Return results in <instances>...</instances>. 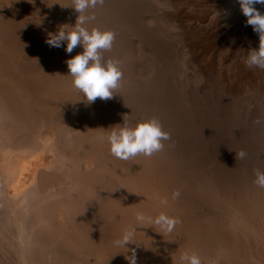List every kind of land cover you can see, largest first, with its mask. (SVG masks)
I'll return each mask as SVG.
<instances>
[{
  "label": "bare ground",
  "instance_id": "1",
  "mask_svg": "<svg viewBox=\"0 0 264 264\" xmlns=\"http://www.w3.org/2000/svg\"><path fill=\"white\" fill-rule=\"evenodd\" d=\"M140 1H117L122 5L120 12L112 10L113 17L109 16L110 20L106 17L105 21L102 19L100 23L104 22V24H101L100 28L108 30L106 23L109 25L111 21L118 22L117 20L122 18L120 16L122 11H130L137 4L140 6ZM148 1L145 0L142 6L148 5ZM71 3L72 0H0V264H128L125 256L131 255L132 249L136 250L137 264H180V255L185 251L195 253L200 257L202 264H207L206 251H214L217 253L215 255L226 256L225 253L235 249L234 245L237 244L232 242L233 245L227 242L229 239L225 240L229 235L223 239L224 236L218 234L223 221L217 216L220 214L219 212L210 214V209L213 208H220L219 211H223L222 214L226 211L233 212L235 214L233 224H239L237 226H241L249 238L253 237L255 242H250L251 239H248L249 243L255 244L264 257V188L257 187L254 178L253 180L245 178L249 172L245 173L244 177L242 171H238L235 165L236 170L234 168L232 171L227 168L228 171H223L219 176L202 182L205 177L208 178L206 169L201 171L203 168L200 166L203 162L194 160L193 154L190 155V152L188 155L187 148L180 139H177L176 142L170 141L172 138L165 141L164 149L151 157L138 155L124 161L110 154V146L105 137L113 127H122L124 123L135 125L152 118L159 120L158 117H161V114L171 113L173 116V113L179 110H177L178 108L172 109V106L160 108L155 103L160 99L154 102V98L159 97L161 92L172 89L165 85L166 88H163L162 91L159 88H153L154 85L150 81L147 82L155 68L153 67L155 54L151 51L152 44L149 42L151 45L149 46L146 43V31L139 33L137 41H133L132 38L134 44L129 41L127 48L121 47V52L119 49H117L118 51L112 49L103 53L105 60L109 58L119 61L118 67L122 71L123 77L112 99L107 101L97 99L89 105L82 94L73 87L72 77L69 75L65 63L66 60L81 53L83 49L77 47L71 54H68L64 47L53 50L45 43L48 38L44 35L48 33L56 34L61 28L67 31L73 30L78 13L70 6ZM109 4L105 0L103 7L88 10L86 14L94 11L96 16L94 21L86 25L89 31L97 28H89L88 25L91 23L94 25L93 22L99 20ZM138 17L137 19L140 20L141 17ZM145 19L143 17L141 20ZM147 19H153L156 22L155 17L150 16ZM172 19L169 21L166 17H161L159 21L161 25L167 24V26L174 27ZM133 22L134 20H132V24ZM140 27H142L140 22L134 27L132 26L134 31ZM123 29L121 27V30L116 29L113 32L116 33V36H120L119 33H123ZM134 34L137 35L136 31L133 32ZM114 48L116 47L114 46ZM162 57L164 59L161 62L166 64L170 59V53L166 51ZM162 57L160 56V60ZM137 58L140 62L142 59V62L135 66L133 63H136L135 59ZM130 65L135 67L132 66L133 68L130 69ZM210 69L207 64L205 73L203 71L196 72L195 80L205 78L207 74L212 76L213 71L209 72ZM251 74L253 82L255 80ZM247 79L243 81L242 86H253ZM141 81L143 84H146L145 82L147 84L143 86ZM204 86L206 85L204 84ZM234 86H238L237 82ZM192 89L194 88L192 87ZM177 94L179 92L174 96ZM234 94L233 91L226 94L224 92L216 106L222 108L224 100H229L225 98V95L231 96L232 99ZM169 97L173 98L172 95ZM168 101H164L165 105L169 104ZM190 101L192 102V100ZM235 103L236 101L232 99L230 105L231 108L236 107L237 110V106L240 104L236 106ZM168 119L172 126V118ZM160 123L164 131L170 133L171 137L175 136V130L172 129L176 123L172 129L170 126V129L166 127L165 122ZM240 123L232 119V122L229 121L228 124L232 129L235 126L233 129L235 130ZM240 125L242 126V124ZM248 126L243 127L251 130V141L255 142V144L250 142L248 149L252 152L260 150L262 144H259L261 141L258 140V129H256L258 125L248 123ZM258 127L260 128V126ZM251 137L246 138L250 139ZM239 140L237 139L235 142L239 143ZM246 142L244 143L246 144ZM203 143L201 142L204 147ZM175 146H179L177 151L173 150ZM257 155L259 156V154ZM138 160L144 162L140 167L139 164L137 165ZM135 161L137 162L134 165L138 167L133 166L132 163ZM263 165L264 161L260 168L258 167L259 170L264 171ZM132 168L136 170V173L139 171V178L134 183L138 189L132 183L133 181L131 182L134 179H131V176L135 171ZM156 173L160 174L161 178L159 176L157 178L160 179L162 187L168 185L170 188L168 193L166 190L168 186L164 187V190L167 191V194L163 192L165 193L164 197L172 204H168L171 207L167 205L168 210H165L164 214L169 217H178L181 221L178 224L179 227L171 233L165 232L158 225L151 223L149 219L138 223L136 221L137 212H142L146 218L152 220L160 213L154 211L152 214L150 209L141 208L138 203L139 199H137L138 204L130 202L135 196V188L137 191L141 188L140 191L144 193V188L148 187L147 184H150V180L152 182L151 177H155ZM113 180L119 181V183L114 185ZM111 188H118L120 192H123L122 203L117 201L121 206L118 203L117 208L113 204V197H110V193L113 192V190L111 192ZM154 189L150 188L152 191ZM175 189L180 190L181 196L178 200L173 201L171 193ZM146 192L144 197L143 193H140L143 199ZM98 194H102V197H98ZM105 194L109 197L106 198ZM140 194L136 196L139 198ZM141 196L140 199H142ZM153 197L155 201L158 199L156 196ZM145 201L146 198L143 202L145 203ZM158 201L160 202V199ZM158 201L156 204H159ZM148 202L146 203L148 204ZM167 207L164 206L162 209ZM199 210L202 211L197 213ZM232 215L231 217H233ZM198 216L201 217L198 218ZM218 222L221 223L218 224ZM130 228L134 230V240L137 242L144 239V242H141L140 246L131 243L128 249L116 246L115 241L120 239L124 231ZM166 235H169L172 243L170 240L168 241ZM142 236H146L147 240ZM251 245L248 244V247L250 248ZM147 248L150 250L148 251ZM166 250L167 252L171 250L172 257L168 255L171 257L168 260L163 257ZM231 251L230 253H232ZM167 252L165 256L170 253ZM257 252L254 253V256L255 254L257 256ZM261 255L260 257H262ZM232 261L235 264L238 260L234 258ZM241 263L239 261V264Z\"/></svg>",
  "mask_w": 264,
  "mask_h": 264
},
{
  "label": "rangeland",
  "instance_id": "2",
  "mask_svg": "<svg viewBox=\"0 0 264 264\" xmlns=\"http://www.w3.org/2000/svg\"><path fill=\"white\" fill-rule=\"evenodd\" d=\"M106 1L109 2L110 4L108 7L105 8V11H104L105 15L103 14L101 16L102 18L100 17L99 20L93 22L94 25H92V23H91V25H88L89 28L97 27V29L99 28L103 31L104 29L100 28V25L104 24V22L100 23V21L102 19H103L102 21H105L106 17H108L107 19L110 20L109 16H111L110 18L113 17L112 16V10L113 11L119 10V12H120V7L122 5L119 4L120 2H117L120 0H106ZM144 1L145 0H141L140 6H138V4H137L136 7H134V9L132 8L133 10L131 9L130 11H128V10L124 9L126 12L125 11L121 12L120 16L122 18H119L117 20L119 23L111 21V23L109 24L111 26L107 25V23L105 24L107 26L108 30L110 29L111 31H115L116 29L121 30V27L124 28L123 29L124 34L119 33L120 36H116V38H115L116 42L120 41V40H122V41L124 40V41L119 42L121 44H119L118 42L116 43L114 41V45H113L112 49H115V51H118L117 49H119L121 52V47H126L127 43L129 41H132V38H133V41H137V39L139 38V33H141V31H142V33H144V31L147 32V35H145L146 36V43L148 45H149V42L152 44L153 49L151 51H153V53L155 54V60H156V63L154 60V66L153 67H155V68H154L153 74L149 75L147 82L150 81V83H152L154 85L153 88L154 87L159 88L162 91H163V88L167 87V85L170 86L172 89L169 91L161 92L162 96L160 95L159 97H155L154 102L156 100L160 99L158 102L157 101L155 102L160 108L161 107L169 108L172 106V109L176 110L178 108L177 110H179L178 112L174 111L175 113H173L174 114L173 116L171 113L161 114L160 115L161 117H158L160 120L159 122H165V126L167 124L166 127L170 126L171 129H172L174 123H176V125H174V127L172 129L173 131L175 130V134H174L175 136L174 137L172 136L171 137L172 139L170 141L173 140V142H176L177 139H180L182 144H184L186 146V148H187L186 152H188V155L190 152V155L193 154L194 160L201 161L200 163L203 162V164L200 166L203 168L201 171L203 172L206 169V173H207L208 178L205 177L202 180V182H204V181L206 182L207 179L210 180L211 178H213L215 176H219L221 173H223V171L224 172L228 171V170L234 171L233 169L236 166H237L236 168H238L237 169L238 171H240V172L242 171L241 173L243 174L242 176H244V177L249 172L247 174V176L245 177L246 179H250V180H253V178L256 179L255 170L258 167L260 168V165L264 161V154H263L264 148H262V147H264V133H263L264 132V130H263L264 129V69H263V71H262V69L255 68V67L252 69H248L244 64V60L247 58L249 48H258L259 36L255 32H253L251 26H246V17L242 14L239 0H236V1L235 0H163V1L162 0H149L148 5H145L143 7L142 3L144 5V3H145ZM114 2H116L118 4H116ZM113 4H115V6H113ZM255 7L261 13H264V5L257 4V5H255ZM110 13H111V15H109ZM136 14L137 15L139 14L138 15L139 17ZM136 16L138 18H140L141 16L142 17L139 20V19H137ZM150 16L155 17L156 22L153 19L148 20L147 18ZM167 16L170 18H168ZM143 17L146 18L145 19L146 22H145V20L144 21L141 20V19H143ZM161 17H166L167 19H169V21L171 18H173L172 21H173L174 27H176V28L171 27V26H167V24L161 25L160 24L161 22L159 21V18H161ZM132 20H134L133 24H132ZM138 22L142 23V27H140V29H137L138 31L135 29L137 35L136 34L133 35V32L135 33V31L132 28V26L134 27V25L137 24ZM96 23H97V26H96ZM98 23H100V24H98ZM125 31L128 33L127 34L128 36L126 35ZM49 35H52V33H50V34L48 33V34L44 35V37L49 38ZM124 36H125V38H124ZM133 41H132V43H133ZM123 45H125V46H123ZM114 46L116 48H114ZM118 46H120V47H118ZM133 46L130 48L132 49ZM149 46H151V45H149ZM52 49L55 50L54 47H52ZM166 51L168 53H170V59H168L166 64H163L161 61H163L164 57H162V56L166 54ZM160 56L162 57L161 60H160ZM107 59H109V58H106V60ZM135 60H137V61H135L136 63H133L135 66L140 65L142 62V59H141V62L139 61L138 58ZM191 62H192V64H191ZM129 64L130 63L128 62L127 65L129 66ZM207 64H209V66L211 68L210 69L211 71L209 70V72L212 73V71H213L212 76L211 75L209 76V74H207L206 76L204 75L205 78H201L202 80L198 79V78H197V80H195L196 79L195 73L198 71H200V72L203 71L205 73L204 70H205V66H207ZM134 65H130V69L135 67ZM159 65L160 66L162 65L164 67L161 68ZM173 71H175V72H173ZM182 73H183V75H182ZM250 74L254 77L255 81L252 82V78H251ZM210 78H213V79H210ZM208 79H210L209 80L210 82H208ZM246 79L249 82L251 81L250 83H252L253 86H251V87L248 86L249 88L243 87L242 86L243 81H246ZM144 81H146V80H144ZM174 81H176V82H174ZM147 82H145V83L147 84ZM177 82H179V83H177ZM235 82H237L238 86H234ZM142 84H143V82H142ZM146 84H143V86H145ZM199 84H201V85L203 84V86L201 87V85H199ZM204 84L206 86H204ZM160 85H161V87H160ZM165 85H166V87H165ZM190 85H191V87H190ZM216 85H218V86H216ZM192 87L194 89H192ZM213 87H215V88H213ZM189 88L191 90H194V91H191ZM231 91H233L235 93L234 97L236 99L232 96L233 97L232 99L234 101H236L235 105L237 106L238 104H240L239 105L240 107L237 106V110H236V107L231 108L230 104L232 102V99L230 98L231 96H228V95H225V98L229 99V100H224V104L222 103L224 106H222V108L221 107L219 108V106L217 107L216 104L219 103L218 99L221 98V94H224V92L226 94V93L231 92ZM178 92L181 95L177 94V96H174ZM195 92H197V93H195ZM170 95H172V97L174 99L173 98L170 99V97H169ZM190 96L192 97V99ZM163 100L164 101L169 100L168 101L169 104L165 105V102ZM190 100H192V102ZM181 101H184V102H181ZM229 101H231V102H229ZM217 108H219V109H217ZM242 108L244 109V111H242L243 110ZM219 111H220V113H219ZM245 111H248V112H245ZM217 112H218V114H217ZM249 112H251L253 114H251ZM190 114H191V116H190ZM240 114H242V115L240 116ZM175 115H176V118H175ZM238 116H240V117L238 118ZM166 117H167V121H166ZM247 117L249 119V122H247L248 121ZM168 118H170V119L172 118L171 119V121H173L172 126H171L170 121H168L169 120ZM198 119H200V120H198ZM232 119L235 120L236 122H241L240 124H242V126L240 124H238L237 127L239 129L236 128L235 130H233L235 126L232 129L231 126H229V124H228L229 121L232 122ZM242 120L243 121L245 120L244 123ZM248 123H251V124L255 123V126L257 124L262 129L261 130L258 126H256V129H258V135H259L258 140L261 141L259 144H262V146L261 147L259 146L261 148L260 150L258 149L254 152H252L250 149H248V147H250V145H249L250 142L251 143L253 142V144H255L254 141H251L252 140L251 130L249 131L248 128H246L248 126ZM243 126H246V127H243ZM170 127H169V129H170ZM241 127H242V129H241ZM261 131H263V132H261ZM243 132H245V133H243ZM178 133H180V134H178ZM177 134H178V136L179 135L180 136L178 137ZM246 137L247 138L251 137V138L247 139ZM173 138H176V139H173ZM237 139L238 140L240 139L239 140L240 144L238 142H235V141H237ZM242 139H244V140H242ZM254 139H257V138H254ZM190 141H192V142H190ZM246 141L249 143L247 144ZM201 142L202 143L204 142L203 143L204 147L202 146ZM244 142H246V144ZM194 143H195V145H194ZM241 143L243 144L244 147L242 146ZM191 146H192V148H191ZM198 146L201 147L200 148L201 150L197 148ZM233 147L235 149L237 148L238 150L236 149L237 150L236 151ZM175 149L177 151L179 149V146H175V148L173 150H175ZM211 149H213V150H211ZM241 149L244 152L247 150V152H245L246 154L250 153L249 155H246L244 157V160L236 158V153H238ZM233 152H234V154H232ZM256 152H257V154H259V156L256 154ZM253 153H254V155H252ZM231 154L233 157L231 156ZM256 156H257V158H256ZM141 161L142 160H140V162H139V160H138V162L135 161L132 164H133V166H136V167H138L137 165L139 164V167H140V165H142L144 163L143 161L142 162ZM136 162H137V165H134ZM238 164H240V165H238ZM243 164H247V165L243 166ZM243 167H244V169H243ZM129 168L131 169V167H129ZM227 168H228V170H227ZM236 168H235V170H236ZM133 170H135V169H133ZM138 172L139 171H137V173H136V170H135L132 174L133 176H131V179L134 178L133 180H131V182L133 181L132 182L133 184L139 178ZM159 175L160 174L157 175V173H156L155 177H151L153 179L152 182H151V180L150 181L148 180L150 183V184H147L148 189L144 188V193L146 191H147L146 194L149 193L147 195L145 194V198H146L145 203L143 202L145 199V198L143 199L144 193L140 191L141 188H139L140 190H138V191L135 188V193H134L135 196L132 197V199H131L132 201H130V202H136L137 203L138 202L137 199H139L138 203H140L139 204L140 207L141 208L143 207L144 209L145 208L150 209L149 211H151L152 214L154 211H155V213L159 212L161 214V212L164 213L165 210H168L167 206H166L167 208L162 209V207H164V205H161L160 202L158 201V199H160V201H161V199L165 198L164 197L165 193L170 189L168 185H167L168 188H166L167 186L162 187V183H160V179L157 178ZM135 176H137V177H135ZM148 177H146V178H148ZM135 178H136V180H135ZM117 183H119V181L113 182L114 185H116ZM157 183H159V184L156 185ZM159 186H160V188H159ZM136 187L138 189V186H136ZM149 187L153 188V189H154V187H156L154 189L155 192L150 190ZM164 187L166 188L167 191L164 190L165 189ZM156 189H158V190H156ZM112 190H113V192H112ZM150 191H152V192H150ZM111 192H112V193H110L111 195L110 194L109 195H110V197H113V204H115L116 205L115 207L117 208L118 203H119L117 201H120V203H122V201H121L122 197L121 196H122L123 192H120V189L118 190V188H116V189L111 188ZM163 192H165V193H163ZM138 193L139 194L143 193V195H142L143 197L140 194L142 199H140V196H139V198H138V196H136V195H139ZM151 193H153V194L151 195ZM168 193H169V191H168ZM160 194H163V195H160ZM105 195H106V198L109 197V196H107V194H105ZM153 196H156L158 199L155 201V198ZM98 197H102V194H98ZM103 197H105V196H103ZM117 197H118V199H117ZM115 198H116V200H115ZM134 199H135V201H134ZM248 199L250 200V198H248ZM248 199L245 201L247 202ZM157 201L159 204H156ZM142 202L145 205V207L143 204H141ZM146 202H148V204ZM120 203H119V205L121 206ZM169 203L171 204V202H169ZM208 205H210V204H208ZM151 206H152V208H150ZM169 207H171V206H169ZM153 208H154V210H152ZM159 208H161V209H159ZM219 209H216V208L210 209V214H212V215H213V212H215L216 214H218V212L220 213L217 216L219 217V219L220 218L222 219V221H223V222L221 221L223 223L222 225L225 227L224 228L222 225H220L222 227L221 230L223 232L219 229L221 232L218 230L219 231L218 234L219 233L222 234L224 236V238L222 235H220V236L223 239H225V236L229 235L226 237L227 239H225V240L229 239L227 242L230 244L232 242L237 243L235 245L232 243L235 246L236 251H234L235 249H233L232 251L230 250L232 252V253H230V251L228 250L229 252L227 251L228 253H225L226 256L222 255L224 257H222L219 254L215 255L217 253H215L214 251H206V253H207L206 263L207 264H214V263L215 264H228V262H232L229 264H234V261H232V260L235 258L238 260L235 264H239V261H240V263L242 262L241 264H256V263L257 264H262V263L264 264L263 254L261 255L262 252L260 253L259 249L256 248L255 244L251 245V243H249V241L255 242L253 237L249 238V236H247L248 234L246 233L247 234L246 235L245 232H243L244 230L241 229V226L240 227L237 226L239 224H237V223L233 224L235 214H233V212L230 213V211H226V212H224V214H222L223 211H219ZM159 210H162V211H159ZM202 210H199L197 213H199ZM225 215H226V217H225ZM231 215L233 217H231ZM200 217L201 216H198V218H200ZM221 222H218V224H220ZM178 227H179V225H176L175 228H178ZM225 229H227V230L225 231ZM140 232H141V230H140ZM166 236L168 237L167 239L169 241L170 240L169 235H166ZM142 238L146 239V236H142ZM231 238H233V239L231 240ZM248 239H251V240L248 241ZM171 241L172 240H170V242ZM173 241H174V243H176L174 238H173ZM134 242H135V244L140 246L141 242L142 243L144 242V239H140L137 242H136V240H134ZM130 244H128L126 246L127 248H125V249H128ZM248 244L251 245L250 248L248 247ZM237 245H238V247H237ZM262 245H263V243H262ZM173 247H175V246H173ZM252 248H253V250L257 249L258 252H257V250L254 252L252 250ZM147 249H148V251L150 250V248H147ZM170 251L171 250H168V252H170ZM172 251H174V249H172ZM175 251H176V249H175ZM166 252H167V250L165 251L163 257L168 260L172 256H171V252L170 253L167 252L168 254L165 256ZM235 252H237V253H235ZM253 252L254 253L257 252V256H256V254L254 256ZM127 255H129V254H127ZM168 255H170L171 257ZM260 255L262 257H260ZM215 256H217V257H215ZM233 256H234V258H233ZM213 258L216 260H214ZM231 258H232V260H231Z\"/></svg>",
  "mask_w": 264,
  "mask_h": 264
},
{
  "label": "clouds",
  "instance_id": "3",
  "mask_svg": "<svg viewBox=\"0 0 264 264\" xmlns=\"http://www.w3.org/2000/svg\"><path fill=\"white\" fill-rule=\"evenodd\" d=\"M105 0H72L71 7L76 13L75 26L72 31L61 28L56 34H52L45 43L49 47H64L66 53L71 54L77 47L83 51L65 61L69 75L72 77L73 87L82 94L84 100L90 105L97 99L107 101L113 98L115 90L120 86L123 73L118 67L119 61L105 60L103 53L111 51L116 33L111 30L89 29L88 23L96 19L95 12L88 13L89 9L103 7ZM242 14L246 17V26H251L253 32L259 36L258 48H249L244 64L248 69H264V13H261L255 5H264V0H239ZM66 45V47H65ZM110 146V154L120 160L128 161L138 155L151 157L162 151L164 142L171 139V134L164 131L158 119L152 118L138 122L135 125L124 123L122 127H113L105 137ZM246 153L241 150L236 153V158L244 159ZM254 183L259 188H264V171L255 170ZM181 196L179 189L171 193L173 201ZM160 203L167 206L169 200L161 199ZM149 219L151 223L158 225L162 230L171 233L176 225L181 223L178 217H169L161 213L154 220L146 218L142 212H137L138 223ZM134 242V230L127 229L122 237L115 241L116 246L126 247ZM128 264H137L136 250H131V255H126ZM180 264H202L195 253L185 251L180 255Z\"/></svg>",
  "mask_w": 264,
  "mask_h": 264
}]
</instances>
